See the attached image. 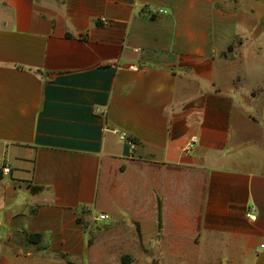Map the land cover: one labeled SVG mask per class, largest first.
Here are the masks:
<instances>
[{
    "label": "crops",
    "instance_id": "crops-1",
    "mask_svg": "<svg viewBox=\"0 0 264 264\" xmlns=\"http://www.w3.org/2000/svg\"><path fill=\"white\" fill-rule=\"evenodd\" d=\"M3 165L0 264H264V0H0Z\"/></svg>",
    "mask_w": 264,
    "mask_h": 264
},
{
    "label": "built area",
    "instance_id": "built-area-1",
    "mask_svg": "<svg viewBox=\"0 0 264 264\" xmlns=\"http://www.w3.org/2000/svg\"><path fill=\"white\" fill-rule=\"evenodd\" d=\"M150 12H152L153 14H163L164 13V11H162V10H151L150 9ZM116 135H117V137H118V139L120 140V141H124V142H126V144L129 146V147H132L133 146V143L130 141V140H126L125 139V136L123 135V134H121V133H117V132H114ZM196 142V140H195V137H191L190 138V140L185 144V146H184V152H188L189 150H191L192 149V146H193V144ZM0 173L2 174V175H7L8 173H9V168H8V166L7 165H3L1 168H0ZM247 217L248 218H253L252 216H250L249 214L247 215ZM98 220H100V221H105V220H107L108 219V217L105 215V214H99L98 215Z\"/></svg>",
    "mask_w": 264,
    "mask_h": 264
},
{
    "label": "trees",
    "instance_id": "trees-1",
    "mask_svg": "<svg viewBox=\"0 0 264 264\" xmlns=\"http://www.w3.org/2000/svg\"><path fill=\"white\" fill-rule=\"evenodd\" d=\"M32 191H38L39 188H31ZM34 237H38L37 235L30 236V239L32 240Z\"/></svg>",
    "mask_w": 264,
    "mask_h": 264
}]
</instances>
